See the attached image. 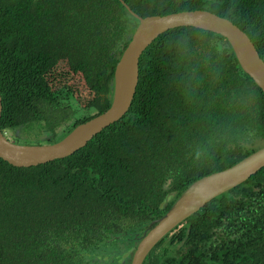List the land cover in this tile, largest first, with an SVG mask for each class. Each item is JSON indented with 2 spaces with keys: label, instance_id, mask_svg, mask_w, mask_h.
<instances>
[{
  "label": "trees",
  "instance_id": "obj_1",
  "mask_svg": "<svg viewBox=\"0 0 264 264\" xmlns=\"http://www.w3.org/2000/svg\"><path fill=\"white\" fill-rule=\"evenodd\" d=\"M122 1L141 18L196 9L225 18L264 62V0ZM125 6L0 0V130L25 125L53 143L103 112L138 23ZM263 146L262 93L227 41L169 28L139 55L125 113L84 146L29 167L0 158V264H107L106 244L135 246L194 180ZM141 264H264V166L185 218Z\"/></svg>",
  "mask_w": 264,
  "mask_h": 264
},
{
  "label": "water",
  "instance_id": "obj_2",
  "mask_svg": "<svg viewBox=\"0 0 264 264\" xmlns=\"http://www.w3.org/2000/svg\"><path fill=\"white\" fill-rule=\"evenodd\" d=\"M119 1L125 6L122 0ZM131 14L137 18L138 23L114 66L109 106L100 114L77 124L53 143L18 145L6 139L0 130L2 160L15 167H29L63 158L84 146L102 128L119 119L132 100L137 83L139 55L158 34L169 28L192 26L222 36L231 47L241 70L260 89L264 101V62L243 31L229 20L199 9L143 18L133 12ZM262 166L264 146L227 168L194 180L160 217L148 224L138 239L129 264H141L151 248L173 227L210 199L245 181Z\"/></svg>",
  "mask_w": 264,
  "mask_h": 264
},
{
  "label": "rangeland",
  "instance_id": "obj_3",
  "mask_svg": "<svg viewBox=\"0 0 264 264\" xmlns=\"http://www.w3.org/2000/svg\"><path fill=\"white\" fill-rule=\"evenodd\" d=\"M5 137L9 141L18 145L45 144V141L50 138L48 134L45 135L44 132H38L25 125L22 127L19 126L16 129L6 130ZM116 244L121 245L122 247L119 250H116L114 244L111 245L108 243L104 246L102 250L103 254L101 255L106 257L105 261H109L107 264H129L130 247L119 242Z\"/></svg>",
  "mask_w": 264,
  "mask_h": 264
},
{
  "label": "clouds",
  "instance_id": "obj_4",
  "mask_svg": "<svg viewBox=\"0 0 264 264\" xmlns=\"http://www.w3.org/2000/svg\"><path fill=\"white\" fill-rule=\"evenodd\" d=\"M118 1H119V0H118ZM119 2H120V1H119ZM120 3H121V2H120ZM123 3H124V2H123ZM150 16H151V15H150ZM120 55H121V54H120ZM117 61H118V60H117ZM6 130H8V129H6ZM6 130L1 131L2 134H3L4 136H5V131H6ZM6 139H7V138H6ZM45 144H47V143H45ZM207 175H208V174H207ZM171 205H172V204H171ZM193 213H194V212H193ZM190 215H191V214H190ZM159 217H160V216H159ZM157 218H158V217H157ZM186 218H187V217H186ZM155 219H156V218H155ZM183 220H184V219H183ZM183 220H182V221H183ZM182 221H181V222H182ZM150 222H151V221H150ZM150 222H149V223H150ZM181 222H180V223H181ZM178 224H179V223H178ZM178 224H177V225H178ZM177 225H176V226H177ZM147 226H148V225H147ZM173 228H174V227H173ZM173 228H172V229H173ZM172 229H171V230H172ZM145 230H146V228H145ZM145 230H144V231H145ZM144 231H143V232H144ZM143 232H142V233H143ZM142 233H141V235H142ZM166 234H167V233H166ZM166 234H165V235H166ZM165 235H164V236H165ZM164 236H163V237H164ZM139 238H140V237H139ZM139 238H138V239H139ZM136 244H137V243H136ZM135 246H136V245H135ZM132 247H133V248H132ZM132 247L130 248V249H131V250H130V255H131V256H132V252H133V250H134V248H135L134 246H132ZM128 251H129V250H128ZM131 256H130V259H131Z\"/></svg>",
  "mask_w": 264,
  "mask_h": 264
}]
</instances>
